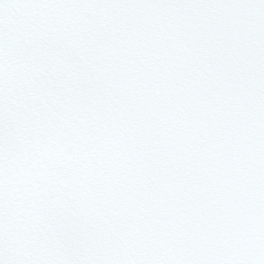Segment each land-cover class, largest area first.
<instances>
[{"label":"snow or ice","instance_id":"6c2138e0","mask_svg":"<svg viewBox=\"0 0 264 264\" xmlns=\"http://www.w3.org/2000/svg\"><path fill=\"white\" fill-rule=\"evenodd\" d=\"M0 264H264V0H0Z\"/></svg>","mask_w":264,"mask_h":264}]
</instances>
